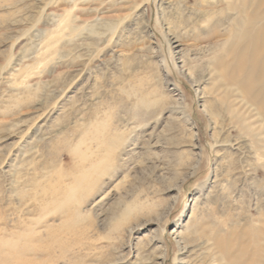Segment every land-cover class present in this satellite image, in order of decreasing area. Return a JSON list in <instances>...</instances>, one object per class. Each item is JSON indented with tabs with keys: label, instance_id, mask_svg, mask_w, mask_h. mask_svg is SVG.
Returning <instances> with one entry per match:
<instances>
[{
	"label": "rangeland",
	"instance_id": "obj_1",
	"mask_svg": "<svg viewBox=\"0 0 264 264\" xmlns=\"http://www.w3.org/2000/svg\"><path fill=\"white\" fill-rule=\"evenodd\" d=\"M234 17L223 0H0V264L250 263L263 170L249 142L219 145L243 140L235 119L182 71L207 79Z\"/></svg>",
	"mask_w": 264,
	"mask_h": 264
},
{
	"label": "bare ground",
	"instance_id": "obj_2",
	"mask_svg": "<svg viewBox=\"0 0 264 264\" xmlns=\"http://www.w3.org/2000/svg\"><path fill=\"white\" fill-rule=\"evenodd\" d=\"M223 1L227 10L235 16L231 40L224 46L211 48V62L205 67L206 80H202V74L192 77L185 65L182 71L187 72L191 84L197 89L202 83L210 85L211 89H217L219 99L227 104L229 114L235 119L236 130L243 140L236 139L226 144L220 142L219 145H229L233 150L239 151L244 147V143L249 142V150L264 173V0ZM137 12H140V8H137ZM173 49L177 54L182 51L180 44L174 45ZM249 231V244L254 249L250 263L245 260L242 264H264V213L261 214L258 226H251ZM246 236L243 233L236 235L240 247ZM176 238L179 239V244H184L180 234L176 235ZM213 245L214 247L209 249L213 256L216 255L215 249H219L221 257L230 256L231 245L227 241L215 239ZM188 249L189 246L184 244L182 254L189 253ZM161 258L157 257L158 260ZM238 260L234 259L233 262L238 263ZM180 264L188 263L184 261Z\"/></svg>",
	"mask_w": 264,
	"mask_h": 264
}]
</instances>
